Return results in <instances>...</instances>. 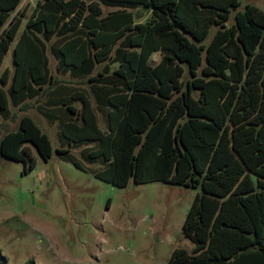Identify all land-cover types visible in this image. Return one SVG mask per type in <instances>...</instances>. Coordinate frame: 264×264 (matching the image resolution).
Listing matches in <instances>:
<instances>
[{
	"label": "trees",
	"instance_id": "16d2710c",
	"mask_svg": "<svg viewBox=\"0 0 264 264\" xmlns=\"http://www.w3.org/2000/svg\"><path fill=\"white\" fill-rule=\"evenodd\" d=\"M20 3L0 0V66L16 39L19 20L12 13ZM240 5V0H96L90 5L38 0L14 49L7 90L8 70L0 76V115H7L10 103L22 112L37 105L52 123L63 109L74 121L60 123L59 140L67 135L77 144L92 129L101 148L108 149L110 141V158L106 152L103 159L112 185L125 187L132 179L200 189L181 226L192 248L173 249L166 264H264V10L251 4L239 10ZM102 6L114 10L104 17ZM36 33L46 41L56 39L51 50L58 72L85 78L108 121V109L117 112L113 136L111 127L109 135L100 134L91 112L85 113L89 103L78 94L66 97V91L56 101L40 103L38 98L60 81L48 74L44 87L46 59L43 70H27L31 46L45 47ZM156 52L160 60L152 66L149 59ZM116 93L122 96L113 98ZM70 101L82 103L79 116ZM16 119L17 129L0 137V157L23 163L26 173L35 164L31 148L44 161L53 148L29 116ZM64 141L55 152L78 166ZM96 153L101 154L89 158ZM0 264H7L1 251Z\"/></svg>",
	"mask_w": 264,
	"mask_h": 264
},
{
	"label": "rangeland",
	"instance_id": "374dc122",
	"mask_svg": "<svg viewBox=\"0 0 264 264\" xmlns=\"http://www.w3.org/2000/svg\"><path fill=\"white\" fill-rule=\"evenodd\" d=\"M36 1L21 0L18 9L12 13V17L19 20V26L16 39L0 66V76L8 70L4 90L8 89L15 69L12 64L14 49ZM95 1L84 0L87 5ZM240 1L239 10L245 4L264 10V0ZM101 9L104 17L114 10L105 6ZM214 30L211 29L206 42ZM36 36L43 40L45 47L31 46L27 70H43L46 59L48 70L44 87L48 83V74L60 81L56 90H48L46 95L38 98L40 103L48 99L56 101L66 91V97L78 94L89 103L85 113L91 112L100 134L109 135L111 127L113 136L116 123L113 118L117 112L109 108L111 121H108L107 110L97 107L85 78L58 72L57 60L51 50L56 39L46 41L43 33H36ZM159 60L160 55L156 52L149 63L156 66ZM105 62L97 64L95 70H100ZM116 66L112 65L110 70ZM161 71L165 72V68ZM117 95L122 96L116 93L113 98ZM34 100L25 99V102L34 103ZM70 104L77 108L76 116H79L83 111L82 103L70 101ZM13 114L16 118L29 116L49 136L53 154L44 161L31 148L35 164L26 173L23 163L0 157V251L7 264H23L28 260H33L34 264H166L173 249L191 250L192 244L181 236V226L193 199L200 193L199 188L160 181L135 184L132 179L125 187L114 186L106 179L108 162L103 159L106 152L110 158V141L108 149L101 148L104 145L92 129L83 132L88 139L77 144L65 134L59 140L60 123L73 122L74 116L69 118L62 109L55 113L57 118L50 123L38 113L37 105L23 113L11 103L7 115H0V137L17 129L18 122L12 118ZM75 122L81 124L79 118ZM63 140H66L63 147L69 149L78 166L55 152ZM99 151V157L96 153L89 158L90 153Z\"/></svg>",
	"mask_w": 264,
	"mask_h": 264
},
{
	"label": "crops",
	"instance_id": "0c3cea01",
	"mask_svg": "<svg viewBox=\"0 0 264 264\" xmlns=\"http://www.w3.org/2000/svg\"><path fill=\"white\" fill-rule=\"evenodd\" d=\"M40 1H42V0H40ZM37 2V1H36ZM36 4V3H35ZM35 6V5H34ZM45 87H47V86H45ZM43 103H46V104H48V100L47 101H43ZM34 107V106H33ZM24 113V112H23Z\"/></svg>",
	"mask_w": 264,
	"mask_h": 264
}]
</instances>
